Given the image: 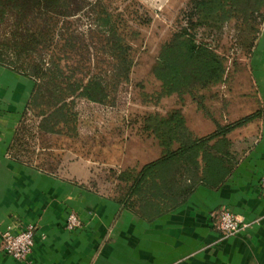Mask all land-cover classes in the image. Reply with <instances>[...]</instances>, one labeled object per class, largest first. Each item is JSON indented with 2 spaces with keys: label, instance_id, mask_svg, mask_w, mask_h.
<instances>
[{
  "label": "trees",
  "instance_id": "trees-1",
  "mask_svg": "<svg viewBox=\"0 0 264 264\" xmlns=\"http://www.w3.org/2000/svg\"><path fill=\"white\" fill-rule=\"evenodd\" d=\"M92 4L88 0H0V63L34 80L9 146L17 159L32 163L21 154L27 151L22 139L27 128L36 134L74 137L78 133L75 99L110 105L117 85L129 80L130 47L109 13L88 10ZM85 10L100 19V31L106 33L103 46L114 58L111 82L87 73L90 54L85 33L69 29V17ZM190 14L184 29L160 43L152 61L150 73L159 88L140 94L154 103L173 93L182 102L187 94L203 114L212 117L204 102L206 91L226 82L230 67L234 70L237 63L232 59L229 64L213 41L234 20L238 45L250 48L258 32L257 18L264 14V0H193ZM128 31L137 35L135 29ZM257 114L258 109L234 121L216 122L214 130L198 135L188 126L180 106L164 113L147 111L140 116L137 131L152 135L159 153L147 162L134 161L117 169L113 178L121 192L114 196L133 208L153 202L163 207L176 202L198 179L212 181L218 173L220 178L232 164L226 134ZM186 175L190 181L184 187Z\"/></svg>",
  "mask_w": 264,
  "mask_h": 264
},
{
  "label": "crops",
  "instance_id": "crops-1",
  "mask_svg": "<svg viewBox=\"0 0 264 264\" xmlns=\"http://www.w3.org/2000/svg\"><path fill=\"white\" fill-rule=\"evenodd\" d=\"M251 56L258 114L226 134L229 169L212 181L198 179L170 205L142 208L92 188L75 169L59 174L10 153L33 80L0 63V235L6 227H32L26 258L0 248V264H264V25ZM182 180L187 187L190 177ZM220 206L243 223L235 234L214 227L210 211ZM69 211L78 226H65Z\"/></svg>",
  "mask_w": 264,
  "mask_h": 264
},
{
  "label": "rangeland",
  "instance_id": "rangeland-1",
  "mask_svg": "<svg viewBox=\"0 0 264 264\" xmlns=\"http://www.w3.org/2000/svg\"><path fill=\"white\" fill-rule=\"evenodd\" d=\"M88 2L93 3L91 9H88L92 13H109L110 21L123 35L124 43L130 47L133 65L128 75L129 80L117 85L110 105L75 99L78 133L74 137L36 134L27 128L22 138L25 141L23 147L27 151H21V154L32 164L64 175L75 169L76 175L86 177L92 188L116 195L121 189L113 178L115 171L134 161L152 158L158 153L153 136L137 131L142 114L150 110L164 113L171 107L180 106L189 127L200 132L212 128L216 122L234 121L258 109L251 67V59L255 58L251 54L257 46L264 25V14L257 18L258 32L248 49L238 45L234 20L225 24L222 35L215 37L213 44L216 50L229 58V64L232 59L237 63L234 70L230 67L226 82L206 91L204 102L212 114L209 117L196 107L187 94L182 102L173 93L161 97L157 103L152 99L142 98L140 94L141 91L152 92L159 88V82L150 73L152 61L160 43L187 25L193 0ZM68 22L70 30L85 33L90 54L87 73L103 82H111L109 70L114 58L103 46L106 33L101 32L100 19L95 14H86L85 10L69 17ZM128 29H135L137 35L131 34ZM71 56L75 59L77 53L73 52ZM69 62L74 63V60L68 59ZM240 127L244 128L243 125Z\"/></svg>",
  "mask_w": 264,
  "mask_h": 264
},
{
  "label": "built area",
  "instance_id": "built-area-1",
  "mask_svg": "<svg viewBox=\"0 0 264 264\" xmlns=\"http://www.w3.org/2000/svg\"><path fill=\"white\" fill-rule=\"evenodd\" d=\"M260 187L264 193V173L260 178ZM210 215L214 227L222 235L235 234L243 225L240 218L228 208L220 206L212 209ZM80 224L79 218L73 211H69L65 217V226L67 228L76 227ZM0 248L1 250L15 259H24L32 246V227L24 225L17 230H11L6 227L1 231Z\"/></svg>",
  "mask_w": 264,
  "mask_h": 264
}]
</instances>
